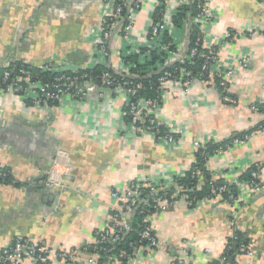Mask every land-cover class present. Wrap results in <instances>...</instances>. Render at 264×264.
Wrapping results in <instances>:
<instances>
[{
    "label": "crops",
    "instance_id": "1",
    "mask_svg": "<svg viewBox=\"0 0 264 264\" xmlns=\"http://www.w3.org/2000/svg\"><path fill=\"white\" fill-rule=\"evenodd\" d=\"M185 3L172 0L163 20H170ZM158 4L140 0L133 43H147ZM207 6L215 16L203 31V46L217 50L214 70L231 72L226 84L233 102L223 101L210 81H196L187 89L166 86L158 118L176 136L171 145L130 130L122 117L123 97H113L108 89L99 90L101 100L94 94L48 109L0 92V168L18 183L0 184V251L22 237L55 252L75 250L77 260L86 261L94 256L95 239L107 216L120 210L112 190L123 193L131 183L146 179L175 188L178 176L189 173L195 163V141L219 145L247 134L244 144L207 161V170L228 182L238 181L248 169L257 170L259 192L235 187L241 204L235 224L227 204L204 201L189 208L176 201L151 219L159 246L136 248L128 264H211L224 255L234 232L247 240L248 251L235 255L234 262L264 264V129L255 131L264 123V112L256 109L264 106V4L208 0ZM106 8L105 0H0V69L15 60L36 67L85 65L96 50ZM231 32L237 37L228 40ZM174 33L182 53L188 28ZM108 45V65L128 72L120 59L121 42L113 37ZM58 153L65 154L70 176L64 190L53 189V198L42 181ZM51 264L64 263L53 259Z\"/></svg>",
    "mask_w": 264,
    "mask_h": 264
},
{
    "label": "built area",
    "instance_id": "2",
    "mask_svg": "<svg viewBox=\"0 0 264 264\" xmlns=\"http://www.w3.org/2000/svg\"><path fill=\"white\" fill-rule=\"evenodd\" d=\"M171 1L172 0H159L157 9L161 10V20L157 23H153L150 27L147 43L142 44L139 39L138 44H135L130 35L134 28V16L140 10V0H105L107 6L105 11L106 14L101 17L97 35V47L93 58L88 63L78 67L55 68L49 65L36 67L22 60H15L1 68L3 72L0 77V92L12 93L33 106L48 109L54 105H63L62 102L65 99L75 103L84 101L94 94L98 95V98L101 100L104 98V95L102 91L99 90L108 89L113 97H123L122 117L124 120L128 118V121L126 120V125L130 130L151 137L156 144H173L176 141V136L170 130L169 125L158 118V112L161 107L158 99H146L138 96V90L140 89L139 84L133 85L129 81H123L122 83L115 82L108 72H103L101 74L100 84L94 83L93 80L84 73L96 67H110L107 61L108 44L111 39L113 40V37H117L119 43L121 42L123 46L122 52L120 51V59L128 70L134 66V64L128 61V59L133 56H137L136 62L141 66L151 61L152 53L159 59V61L153 66H150L145 73L154 72L156 69L160 71L171 63H187L193 65L194 59L199 57L205 60V65L202 67L203 73L200 74V76L206 78L204 80L205 82L210 81L212 83H214V78H218V86L225 95L222 96L223 101L233 102V99L227 94L226 84V77L229 76L231 72L220 73L214 70L215 65L218 63L217 50L203 46V31L205 27L214 20L215 16L207 6L208 0H201L197 3L196 8L198 12L190 22L196 26L200 36L194 48L191 50L186 49V51L184 50L182 52L184 55H182L176 47L177 41L174 32L176 28L179 27L173 25L171 21L172 16L170 20H163V11ZM259 1L264 4V0ZM124 8L127 9V14L125 16V23L122 24L120 20L122 19L121 12ZM177 10H175L173 16L178 13ZM107 19H109V22L106 21ZM185 27H187V25H185ZM165 36H167V40ZM234 37H237L234 33H228L227 35L228 40ZM198 44L205 50V53H199L197 51ZM160 61H163V63L161 64ZM11 64H20L22 66L19 70H16V68L11 67ZM32 68L39 70L40 73H48L51 78L47 80L41 79L40 75H34L32 73ZM212 70L216 72L212 74ZM179 73L181 74L179 77H174L172 73L164 72L158 79V89L164 93L166 86L169 84L187 89L192 83L202 81L201 79L203 78L198 79L184 68H180ZM214 86L216 87L215 83ZM251 109L256 111L254 106H252ZM160 128H164V131L161 132L159 130ZM248 139V135L235 138L226 145L225 150L237 145H242ZM194 147L197 150L203 148L204 144L195 141ZM221 152L209 155L208 158L218 155ZM210 174L212 181L223 179L220 174L213 175L211 172ZM5 176L6 173L0 170V179H5ZM69 176L70 169L65 154L58 153L53 166L45 173L42 185L45 189L64 190V181ZM180 177L181 176H178V178ZM223 180L226 183L217 187L210 181V196L197 201V205L204 201H216L227 204L230 207V222L234 225L239 215L241 204L237 200V197L230 192L228 187L231 185L236 187L239 185H246L252 193H257L260 191L262 185L256 169H253L250 174V180L248 181L242 182L240 178L238 181L234 182ZM141 188L146 189L147 198H141ZM160 189L164 188H158L156 183L146 179L131 183L128 189L123 193L112 190L110 195L120 204L119 211L122 212L117 220L115 215L107 216L104 227L98 231L95 239L97 251L94 253L93 257L88 258L86 261H78V252L75 250L55 252L47 249L41 244L34 243L22 237H17L9 246L0 251V264H26L27 262L29 264H51L53 259L59 260L64 264H98V261L103 257L100 255V252H106V245L114 244L119 239L120 233L128 229L127 219L138 205H142L148 209H156L155 213L159 210L172 207L176 201H182L188 207L192 205L193 199H190L188 195V193L192 192L191 189L187 190L181 186L175 185V193L173 196L177 197V200H174L172 203H169L164 197L159 196L158 193ZM196 189H200V184L197 185ZM223 194L227 195V197L224 198ZM144 210L140 211L141 214H144L142 220L144 228L140 233V243L145 242L147 243L146 246L149 248H156L159 246V243L151 227V219L155 213H150V210ZM238 251L239 253H248L246 247L243 245L239 247ZM107 261L110 264H121L119 258L114 256L109 257ZM177 264H181V262ZM216 264H226L225 256L217 259Z\"/></svg>",
    "mask_w": 264,
    "mask_h": 264
},
{
    "label": "trees",
    "instance_id": "3",
    "mask_svg": "<svg viewBox=\"0 0 264 264\" xmlns=\"http://www.w3.org/2000/svg\"><path fill=\"white\" fill-rule=\"evenodd\" d=\"M162 1V0H160ZM201 0H187V3L182 5L178 8V13H176L174 16H172V23L176 27H182L188 24V18L190 17L193 19L197 14V3ZM127 14V9L124 8L121 12L122 24L125 23V16ZM161 10L157 9L155 11V14L153 16V22L157 23L159 20H161ZM109 22V19L106 20ZM188 28V45L187 50H191L195 47V43L200 36L199 31L197 30L196 26L190 22V24L187 25ZM232 33V32H231ZM166 40L168 39L167 36ZM215 49V48H214ZM197 51L199 53H205V50L201 48V45L198 44ZM151 61L145 65L138 64L137 56H133L128 59V61L132 64H134L133 67H131L128 72L121 73L116 72L112 67H96L92 70L85 71L86 73L94 83L100 84V76L103 72H108L111 77L114 79L115 82L122 83L123 81H129L133 85L139 84L140 89L138 90V96L144 97L146 99H158L160 102V105L162 104V94L163 91L159 90V83L158 79L163 75L164 72H169L174 75V77H179L181 74L179 73L180 68H184L186 71H190L193 76H196L198 79H201L203 76H200V74L203 73L202 67L205 65V60H202L201 58H195L193 65L184 63H175L174 65H171L164 70H154V72L151 73H145V71L150 67L153 66L156 62L159 61L157 59L156 55L154 53L151 54ZM162 64L163 61H160ZM22 65L20 64H11V67L16 68V70H19ZM32 73L34 75H40L41 79L47 80L50 79L51 76L48 73H40L39 70L32 68ZM3 72V69H0V77ZM53 77V76H52ZM206 78L203 77L201 80L204 81ZM214 83L216 85V88L220 91L223 96L221 88L218 86L219 79L214 78ZM225 96V95H224ZM256 106V105H255ZM257 110L264 112V106H256ZM128 118H126L127 120ZM128 121V120H127ZM264 129V123L259 125L255 131H261ZM161 132L164 131V128L159 129ZM247 134H238L234 135L233 137H230L229 139L225 140L221 144H205L203 148H199L195 152V163L191 169V171L187 174H185L183 177L177 178L175 181V185L181 186L184 189H191L192 192L188 193L190 199L192 200V205L189 206V208H193L197 206V201H200L204 198H208L210 196L211 186L209 185V182L212 181L211 174L207 170V161L209 155H214L216 152H221L225 150L226 145H228L231 141H233L235 138L243 137ZM1 171L6 173L5 179H0V184H12L18 186V183L14 181L12 178L11 173L6 170L0 168ZM253 170L248 169L246 172L242 174L240 177V180L248 181L250 180V174ZM136 183V182H133ZM213 185L215 187L222 186L226 182L223 179H218L215 181H212ZM200 184V189L197 190V185ZM236 186L231 185L228 187L230 192L236 196ZM158 188H162L161 186H158ZM141 198H147V191L144 188L140 189ZM175 193L174 188L171 189H160L159 196L164 197L169 201V203H172L174 200H177V197L173 196ZM224 198L227 197V195L223 194ZM151 203V202H150ZM152 204V203H151ZM150 210V213H155L156 209H148L146 207H143L142 205H138L132 212L131 216L127 219V227L128 229L124 230L120 233L119 239L114 244H107L106 245V252H100V255L103 256L98 261V264H110L107 259L109 257H118L121 264H128V258L132 255L133 251L136 250V248L140 246H146L147 243L142 242L140 243V233L142 232L144 228V224L142 222L144 214L140 213L141 210ZM144 210V211H145ZM122 211L114 210L110 213V215H115L116 220L120 217ZM243 245L244 247H247V240L244 239L242 234H238L237 232H234L232 237L228 240L226 250L224 252L225 258H226V264H236L234 262L235 255L239 253V247ZM94 253L97 251L96 246H93ZM217 260H214L211 264H216Z\"/></svg>",
    "mask_w": 264,
    "mask_h": 264
},
{
    "label": "water",
    "instance_id": "4",
    "mask_svg": "<svg viewBox=\"0 0 264 264\" xmlns=\"http://www.w3.org/2000/svg\"><path fill=\"white\" fill-rule=\"evenodd\" d=\"M190 20H191V18L189 17V18H188V23L190 22ZM187 45H188V35H187L186 43H185V49H184L185 51H186V49H187ZM182 55H184V53H182ZM176 62H177V61H176ZM172 64H174V63H171L170 65H172ZM170 65H167V66L164 67V68H167V67L170 66ZM162 70H164V69H162ZM162 70H161V71H162ZM45 191H48L49 194H51L53 198L55 197V194H54V191H53V190L47 189V190H45ZM46 193H47V192H46Z\"/></svg>",
    "mask_w": 264,
    "mask_h": 264
}]
</instances>
